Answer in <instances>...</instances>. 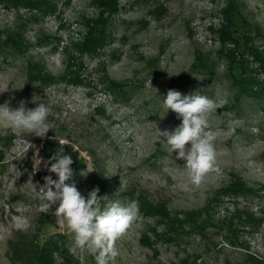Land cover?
<instances>
[{
	"label": "rangeland",
	"instance_id": "obj_1",
	"mask_svg": "<svg viewBox=\"0 0 264 264\" xmlns=\"http://www.w3.org/2000/svg\"><path fill=\"white\" fill-rule=\"evenodd\" d=\"M32 1L0 0V104L45 103L59 119L43 139L0 122V264L18 263L16 246L66 232L37 210L31 191L45 176L57 179L43 164L33 172L36 149L42 158L52 137L70 140L103 173L113 201H138L115 264H264V93L242 73L258 69L252 78L264 82V67L245 39L224 41L227 0H117L111 17L106 0H54L47 14ZM235 1L241 13L231 31L251 36L263 55L264 0ZM35 67L55 79L34 81ZM170 89L227 100L209 117L220 172L199 186L155 130L153 122L160 130L182 122L163 107ZM76 185L87 197L89 184Z\"/></svg>",
	"mask_w": 264,
	"mask_h": 264
},
{
	"label": "clouds",
	"instance_id": "obj_2",
	"mask_svg": "<svg viewBox=\"0 0 264 264\" xmlns=\"http://www.w3.org/2000/svg\"><path fill=\"white\" fill-rule=\"evenodd\" d=\"M226 103L224 98L211 99L199 92L183 95L170 89L163 100V107L167 112H174L181 119V124L174 130H160L153 122L167 151L176 153V159L184 161L186 175L193 185L199 186L210 173L220 172L215 148L217 132L209 117ZM165 115L160 116L161 119ZM58 119L59 114L45 103H37L34 108L26 107L23 100L16 108H12L9 102L0 104V122L14 131L41 139L56 127ZM29 145V148L34 147ZM64 146H71V141H59V147L49 160L40 158L38 149L33 156L34 173L43 164L57 177L45 176L43 185L32 183L33 198L38 201L37 210L52 214L56 224L68 233V252L80 264H86L88 256L94 258L95 264H115L119 255L116 242L137 221L138 201L131 200L126 204L110 201L107 196H98V188L92 189L85 197L77 188L74 180L77 173L71 167L73 159L65 152ZM91 172L93 170L86 165L78 175L87 178ZM102 201L106 203L102 204Z\"/></svg>",
	"mask_w": 264,
	"mask_h": 264
},
{
	"label": "trees",
	"instance_id": "obj_3",
	"mask_svg": "<svg viewBox=\"0 0 264 264\" xmlns=\"http://www.w3.org/2000/svg\"><path fill=\"white\" fill-rule=\"evenodd\" d=\"M104 1V0H103ZM235 0H227L226 6L224 7V14H225V22L222 25V31L224 36V41L226 42H232L235 47H238L241 44V39H245L244 45L245 48L249 53H251L254 57H256L258 61H260V67H264V54L260 55L258 50H256V47L254 44H252L251 36H240L239 34H235V31L233 30V26L236 24L237 17L241 11H240V3H235ZM19 3V2H16ZM31 7H35L38 10H41L42 13L47 14L48 12H54L57 9V3L54 0H34L30 4ZM119 2L117 0H106L105 3H103V8L106 12H108V16L111 17L112 14L118 12L119 9ZM223 10V9H222ZM230 12H233V17L230 16ZM109 17H106V22L101 23L103 31L100 32V35L98 37L92 38L91 42H86L88 49L91 51H94L96 49V46L101 45L100 42L102 41L103 35L106 34L108 30V24L107 20ZM38 18V17H37ZM234 30H236L234 28ZM241 37V38H240ZM200 64H204V58L201 57L199 60ZM244 71L242 73H245L246 76L248 75L250 78L248 79L249 83L251 85H258L260 87L259 90H255L254 92L256 95H261L264 93V82H260L257 78H252L253 73L255 75L259 74V70L255 69L253 70L250 67H247L244 65ZM36 72L32 73L36 77H32L34 81L42 80L50 82L54 78V76H51L49 74H46L43 71H40L37 67H35ZM77 77V76H76ZM60 78L65 79L66 77L61 75ZM73 80V81H78ZM70 81V80H69ZM72 81V80H71ZM247 86V85H246ZM243 87V86H241ZM252 91V90H251ZM59 141L60 139L55 138H46L43 141L41 153L43 160H49L52 155L55 153L57 148L59 147ZM65 152L72 156L73 164L71 167L73 168L74 172L77 173V175L74 177V180L76 184H89L88 188L86 190V193H88L94 189L98 188L99 193L98 196L104 197L107 196L108 200L113 201L111 196H109V190H108V179L103 175V173L99 172L95 168H91L89 166L88 159L82 155L80 149H78L75 145L71 143V146H64ZM86 165L93 170L87 178H81L78 173L80 170L84 169ZM50 167V165H49ZM45 171H47L45 169ZM48 172V171H47ZM237 186L240 191H244L245 187L242 182H237ZM234 190H237L236 188H233ZM106 203L105 201H102V204ZM70 242V237L68 233L66 232H56L53 234H49L44 241L41 242H30V243H24L23 247L16 246L12 252V258L16 261H18L17 264H80L78 260L73 258L69 252L67 245ZM90 258H93L91 256H88Z\"/></svg>",
	"mask_w": 264,
	"mask_h": 264
}]
</instances>
